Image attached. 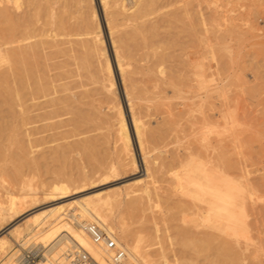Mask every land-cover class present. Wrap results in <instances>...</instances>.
Wrapping results in <instances>:
<instances>
[{
  "label": "bare ground",
  "instance_id": "1",
  "mask_svg": "<svg viewBox=\"0 0 264 264\" xmlns=\"http://www.w3.org/2000/svg\"><path fill=\"white\" fill-rule=\"evenodd\" d=\"M189 1L193 3L189 2V5L186 0V5L190 6L187 8L186 5L177 6V0H0V153L5 152H2L3 148H6L3 139L5 141L7 138L11 145L16 146L17 153L22 154L21 159L17 160L11 153L9 159L12 160L13 157L12 162L20 163L19 167L22 169L28 164L39 167L38 159L32 156L33 147L37 145H33L31 133L20 129L21 124L24 126L32 119L27 116L28 112L35 110L39 111L35 116L45 122V127L56 131L54 137L69 139L83 136L59 146L58 149H62L64 153L67 150L91 151L100 147L106 150L94 165V168H97L96 174L100 173L101 177L118 178L122 171L127 170L131 171L130 176L142 174V177L139 176L131 183L121 185L122 188L119 186L120 189L115 194L99 192L85 197V201L74 197V194L85 189L80 186L72 188L66 181L53 184L49 191H43L42 196L30 194L26 197L11 198L9 205L2 208L7 214H0L3 215L0 220L8 219L7 226L37 206L46 203L50 205L29 212L30 215H26L23 223L12 224L10 231L1 237L0 255L2 260L6 261L5 264H20L21 261L22 254L20 255V249L15 245V241V244L13 243L12 238L21 239L22 244L29 243L31 248L41 245L44 249L41 264H72L71 255L78 246L89 251L101 264H111L109 254L103 247L95 245L84 231V226L92 223L99 224L114 235L119 243H123L130 264H169L167 250L162 242L164 238L157 222L160 218L157 214H164L162 201L174 208L192 209L193 214L201 220L199 223L207 227L204 232L191 228L187 231L193 236L191 245H213L218 239L215 231H221L228 235L229 239L233 236L234 246H230L232 253L238 258L244 255L253 240L250 229L252 226H249L247 220V195L254 192L248 183L237 181L238 179L228 175L230 173H225L222 170L225 168L221 169L223 164L221 165L220 161L217 164L220 160L217 156L219 142H216L213 136L217 132L215 114L218 113L210 115L215 112V97L213 104L210 100L216 87L214 88L213 84V88L206 89L208 93L203 96L200 95L203 91L199 93L196 88L198 91L195 92V88L191 87L195 92L191 94L188 89L192 86L189 83L192 82L186 79L188 76L181 77L187 82L181 85L183 81L173 74L175 68L168 64L172 63L170 57L173 56L168 50L174 46L170 45L173 44L169 38L170 30L177 23L184 24L186 16L189 21L187 31L191 30L187 33L193 36V45H196V50H191L192 54L196 53L193 60L196 68L194 75L198 81L204 77L199 71V53L206 20L202 13L201 0ZM174 5L177 8L170 10ZM189 8L192 10H188ZM100 9L109 32L115 65L124 88V94H121L125 96L126 107L131 115L129 117L135 131L141 162L136 156L132 131L129 128L128 116H125V108L122 107L120 92L116 90V71L108 53ZM179 28L183 30L185 27ZM173 33L179 34L176 31ZM186 34L185 38L188 37ZM193 39L191 38L192 41ZM177 40L173 41L174 44ZM179 40L176 42L178 45L181 42V39ZM183 41V44L187 43V40ZM181 45L174 49L180 51L179 48L184 46ZM187 45L185 44L186 47ZM180 55L182 60H177L185 63L182 52ZM185 57L188 56L185 54ZM185 64L188 66L189 62ZM180 66L179 70H176L177 73L183 69ZM187 70L194 71L188 68ZM186 72L185 69L183 75ZM209 75L210 73L207 77ZM178 79L181 82H178ZM183 88L189 93L188 96L184 94L186 91ZM174 99L180 102L175 103ZM206 99H210L209 107L213 111L210 109V114L204 113L202 118H192L193 111H197L194 107L202 106ZM209 101L204 103L209 104ZM16 105L24 108L23 114L18 116ZM160 106L165 108L162 113L158 111ZM153 109L157 110V114ZM158 113H161L160 116ZM17 116L21 119V124L15 130L12 127V132L8 133L12 129L9 119ZM153 116L159 120L156 127L149 126L152 122H144V117H151L152 120ZM103 128L106 129L105 133L93 135ZM200 132L202 135H199ZM22 134L28 137V145L19 138ZM195 134L199 135V140L196 141L200 143H197L196 147L186 142H191L192 139L189 141L188 138ZM101 135L106 140L103 139V142L99 143ZM111 135H114L113 151L107 147L111 142ZM173 137L176 142L181 143L184 139L182 148L186 143L184 149L190 157L189 159L187 156V163L182 158L181 151L177 153L178 150H175V155L160 159L157 157L152 161L151 154L149 156L151 149L174 144ZM149 143L155 146L152 148ZM192 143H196L195 140ZM149 147L151 149H148ZM222 148L226 150L227 147ZM227 151L229 153L228 149ZM174 162L180 164L177 163L181 166V171L180 168L175 169L177 167ZM170 166L174 167L175 171L168 170ZM156 176L168 177L166 181L174 192H181L191 200L178 198L180 193L173 195L172 192L170 195L171 187L169 195H164L165 192L157 188ZM38 201L39 204L33 207ZM158 202L161 207H158ZM116 204L140 209L144 214L149 211L148 214H152L149 221L154 222V232H146L145 229L136 234L127 232L124 217L116 220L115 216L108 212V209H112ZM30 206L33 208L28 209ZM157 207L161 212H157ZM194 224L196 227L200 226ZM242 238L246 247L241 244ZM166 239L173 247L175 239L171 235ZM179 261L172 264H181Z\"/></svg>",
  "mask_w": 264,
  "mask_h": 264
},
{
  "label": "rangeland",
  "instance_id": "2",
  "mask_svg": "<svg viewBox=\"0 0 264 264\" xmlns=\"http://www.w3.org/2000/svg\"><path fill=\"white\" fill-rule=\"evenodd\" d=\"M97 1V0H96ZM179 5L177 6H185L186 0H177ZM188 4L193 1L187 0ZM190 2V3H189ZM176 3V4H178ZM191 3V4H192ZM201 9L204 16V19L206 20V26L202 29V40L200 43V68L199 71L203 74V79L201 81H198L195 74L196 68L194 65V58H196V53L191 52V50H196V45L194 44L193 36L189 35L187 32H191V30H188V24L189 21L187 17L185 16V22L177 23L172 27V30H170L169 38L171 43V46L173 47L169 48V53L173 56H171V62L168 63L175 68L173 70V74L175 76H179L178 78L181 79V77L188 76L186 78L189 82L191 81L192 86L195 88V92L198 91L201 96L207 95L208 90L211 88H215V92L213 93V96L211 97L212 100L206 99L207 101L213 102L215 97V112L209 113L211 103L209 101L208 103L206 100L203 102V105L200 107H194V110L192 114L193 117H203L204 113L206 114H215L218 113V115L215 114V119L217 118V132L216 135L213 136L214 140L218 143V151L217 156L220 158V164L222 169L225 173L228 174L230 177L234 178L237 181H241L242 183H248L250 185V188H252V191L254 194L247 195L248 199V207H249V214H248V223L249 226H252V242L249 243L248 249L245 250L244 255L240 258H238L234 253L231 251V244H233V236L225 235L221 231H215V235L218 239H216L215 243L213 242V245L210 243L205 246H199V245H191L190 240L192 239V235L187 233V231L191 228L192 230L198 229L200 232H204L207 230V227L205 225H201L199 222L198 217L193 214V210H189L186 208L185 210L180 209L179 207H173L171 205L164 204L163 201L161 202V206H163L164 214H162L160 208L161 207L159 202V206L155 209H157L158 213L157 215L160 216L157 217L158 227L161 229V234L163 235V245L166 247L167 250V256L169 259V264H172L175 261L181 262V264H264V0H201ZM98 7H99V1H98ZM178 7V8H179ZM186 7H190L187 6ZM174 8H177L176 5L170 7V10H174ZM193 8V5H192ZM192 8L188 10H192ZM102 16V17H101ZM100 17L102 19L103 29H104V36L106 37V43L108 47V53L110 55L111 61L113 66L115 67V77H116V90L119 93V96L121 97L122 107L124 109V112L126 113L125 116H128V124L132 135V142L134 145L135 152L137 153L136 156L140 160L139 156V149L137 145V139L135 136V131L133 128V125H131V120L129 116V109L126 107L127 103L125 100V96L123 95L124 88L121 81V77L119 75V72L117 71L116 59H114L115 55L112 51L113 47L110 43V36L109 32L107 31V27L105 24V21L103 20V14L101 15V9H100ZM187 24V27L186 25ZM177 29H173V28ZM179 27H185L183 30H181ZM203 27V26H202ZM208 27V28H207ZM212 27V28H211ZM179 28V29H178ZM210 28V29H209ZM209 29V30H208ZM180 30L182 32H180ZM185 30V31H184ZM106 31V32H105ZM179 34L183 33V37L180 34H176L179 39H181L180 44H176V42L180 41L176 35H174L175 32ZM178 31V32H177ZM205 31V32H204ZM212 31V32H211ZM220 32V33H219ZM187 33V34H186ZM173 34V35H172ZM188 35L191 38L188 39L185 38ZM191 34V33H190ZM204 34V35H203ZM176 36V37H175ZM175 37V38H174ZM187 40V43L185 44L191 45L190 47L187 45L185 46L184 39ZM108 38V39H107ZM172 38V39H171ZM178 39V40H177ZM175 44L173 41H175ZM183 41V42H182ZM188 41H191L188 43ZM187 50H185V47ZM181 45L183 47H180L179 50L178 47ZM218 46V47H217ZM112 47V48H111ZM202 47V48H201ZM205 47V48H204ZM176 48V49H174ZM190 48V49H189ZM193 48V49H192ZM174 49V50H173ZM183 49V52L181 51ZM190 51H189V50ZM216 51V52H215ZM219 51V52H218ZM179 52V54L177 53ZM181 52H182V58L183 62H189V65L187 66L185 63H181ZM190 52V53H189ZM112 53V54H111ZM188 57H185V54ZM191 54V55H190ZM209 54V55H208ZM175 55V57H174ZM193 55V56H192ZM184 56V57H183ZM195 56V57H194ZM172 57L176 59H172ZM177 58L181 59L180 62L177 60ZM185 58V59H184ZM189 60H187V59ZM176 60V61H172ZM186 60V61H184ZM191 60V61H190ZM193 61V62H192ZM192 62V63H191ZM175 63V64H174ZM181 65V66H180ZM179 66L181 68L186 69V74L192 75H186L182 72L180 68V74L176 72V70H179ZM190 66V68H189ZM188 69H194V73L188 72ZM205 69H204V68ZM170 68V69H171ZM207 69V70H206ZM172 70V69H171ZM177 73L175 74L174 73ZM213 71V73H212ZM210 73L209 77L208 74ZM120 77V78H119ZM181 80L183 82H181ZM178 79V82L187 83L185 82V79ZM196 81V82H195ZM195 82V84H193ZM198 82V83H197ZM212 83V84H211ZM183 84V85H184ZM197 84V86H195ZM214 84V85H213ZM187 85V84H186ZM213 85V86H212ZM120 87V88H119ZM183 87V86H182ZM122 88V89H121ZM188 88V86L186 87ZM188 89V92L193 94L194 88L192 91ZM196 88L198 90H196ZM186 93V96H188V92L185 88H183ZM208 89V90H206ZM171 91V89L169 88ZM206 90V93H205ZM123 93V94H121ZM179 100V98H176ZM174 99V101L176 100ZM125 100V101H124ZM175 101V103L180 101ZM182 100V99H181ZM213 104V103H212ZM210 106V107H209ZM15 107V106H14ZM181 110L183 108L181 106ZM164 107L160 106L158 107V111H164ZM217 108V110H216ZM16 112L19 115L24 113V108L20 105H16L15 107ZM163 109V110H160ZM207 109V110H206ZM26 110V109H25ZM154 110V109H153ZM211 111H213L211 109ZM217 111V112H216ZM220 111V112H219ZM39 111H29L27 116L32 117V119L28 120V123L26 125H22L21 119L12 118L9 119V124L11 125V128L13 127L14 130L19 127L21 124V130L26 129L28 133H31V139L33 140V145H37L33 147L32 156L36 157L39 161V167H34V165H27L24 166L23 169L19 166L17 162H12V160L9 159L10 155H14V159L20 160L22 157V154L18 152V149H16V146L11 145V143L5 138V141L3 139V143L6 146V148H3L4 150L0 153V214L6 215L4 211H2V208L4 206L9 205V202L11 198L13 197H26V195H43V191H49L50 187L54 184L57 185L59 183H62L63 181L68 182L72 188H76L77 186H80L82 189L81 192H78L77 194H74V197L79 199L80 201H85V197L89 195H93L95 193H111L115 194L118 189H120L121 185H125V183H131L135 179L139 178L140 174L130 176L131 171H122L118 178L116 177H106V176H100V173H97V168H94V165L97 162V159L100 158L104 153L103 151H106L102 147L97 148L95 150L87 151V150H67L65 153L62 151V149L59 146L62 144H66L69 141H74L78 138L82 137H76V138H69V139H58L54 136L56 131L50 130L45 127V122L41 121L39 118H37L35 115ZM153 112V111H152ZM154 112L157 114V110H154ZM6 113V112H5ZM162 113V112H161ZM161 113H158L159 116ZM220 113V114H219ZM7 114V113H6ZM195 114V115H194ZM194 115V116H193ZM201 117V118H202ZM221 117V118H220ZM151 118V117H150ZM149 117H144V122H147L150 127H156L157 117L153 116L152 120ZM150 119V120H149ZM219 119V120H218ZM155 120V121H154ZM200 120V118L198 119ZM203 121V119H201ZM200 121V123H201ZM220 126H219V125ZM227 124V126H226ZM226 126V127H225ZM223 127V128H222ZM228 127V128H227ZM9 131L8 133H11ZM220 131H219V129ZM226 130V131H225ZM106 129L98 130L97 132H94L93 135L96 134H102L105 133ZM199 135H202L201 132ZM199 135H196V138L194 139V135L191 136V138L188 140L192 141L187 142V144H193V146H198L199 140L197 137ZM98 136V135H97ZM201 137V136H200ZM19 138L28 145V137H25L22 135L19 136ZM103 135L99 138V143L103 142ZM176 138H172V142H174ZM182 139V138H181ZM186 140V139H185ZM193 140H195L196 143H192ZM219 140V141H218ZM7 141V142H6ZM109 147L114 150V135L110 136ZM9 142V143H8ZM185 142L184 139L182 140V143ZM180 142H174V144H170L165 146H162V148L153 150L154 146L149 143L148 149H151V153H149L150 158H166V156H172L175 155L176 151L177 153L180 152L182 155V158H184L185 163H187L188 158L190 157L187 155L186 150L184 147L182 148L183 144ZM198 143V144H197ZM229 143V144H228ZM180 144V145H179ZM221 144V145H219ZM224 144V145H222ZM106 146V145H105ZM222 146L227 147L223 149ZM221 147V149H220ZM199 148V147H198ZM181 149V150H180ZM229 150V153L227 151ZM2 150V149H1ZM138 150V151H137ZM176 150V151H175ZM185 150V151H184ZM150 151V150H148ZM1 152V151H0ZM12 153V154H11ZM228 154V155H227ZM101 155V156H100ZM188 156V158H187ZM204 156V155H203ZM150 159V160H151ZM187 160V161H186ZM14 161V160H13ZM18 165H16V164ZM177 168L176 170L181 171V166L178 162H174ZM173 163V164H174ZM177 163L179 165H177ZM173 164L171 166H173ZM18 166V167H17ZM170 166V167H171ZM220 165H218L219 167ZM174 170V167L168 168ZM227 169V171H226ZM18 170V171H17ZM66 174V175H65ZM142 177V176H140ZM157 178V188L160 189L161 192H165L164 195H169L170 187L168 182L166 181V177L156 176ZM159 177V178H158ZM117 179V180H115ZM248 180V181H247ZM254 184V185H253ZM120 186V187H119ZM256 187V188H255ZM122 188V187H121ZM168 189V191H167ZM171 193L173 192V195H176V193H180L178 196H175V198H184L188 200V196L184 195L181 192H177L172 189L171 187ZM75 191V189H74ZM167 193V194H166ZM175 193V194H174ZM249 197V198H248ZM189 200L191 198L189 197ZM188 200V201H189ZM39 204V201L34 203L32 205L33 207H36ZM157 205V203H155ZM50 205V203L43 204L41 206H37L36 208L29 211L32 213V211H36L37 209H44ZM32 206L28 207V209L33 208ZM36 209V210H35ZM8 212V211H7ZM20 216L17 220L12 223L13 225H20L25 221V218L28 216V213ZM108 212L110 214H113L115 216V219L118 220L119 218H123L126 222L125 230L131 234H136L140 230L145 229L146 232L153 233L154 231V222L149 221V219H152V214L149 211L147 214H144L143 211L133 207L130 208V206H125L124 204L119 205L116 204L112 209H108ZM29 213V215H30ZM3 215H0L3 217ZM27 215V216H26ZM146 217H144V216ZM149 215V216H148ZM24 216V217H23ZM5 219V220H4ZM0 220V239L1 237H4L8 231H10V227L7 218H4ZM22 219V220H21ZM3 220V221H2ZM68 220V219H67ZM197 220V221H196ZM193 221V222H191ZM153 224H152V223ZM200 224V226L196 227V224ZM193 224V225H191ZM5 227V228H4ZM196 227V228H195ZM3 229V230H2ZM5 229V230H4ZM222 235H221V234ZM2 235V236H1ZM120 237L121 232L119 233ZM168 235H171L175 239L174 246L172 247L169 245V241H167ZM220 235V236H219ZM166 237V238H165ZM203 238L205 236L203 235ZM222 238V239H221ZM225 238V239H223ZM166 239V240H165ZM13 243L15 242L20 249V255L24 253L25 250L30 249V244H22V240L17 238H12ZM123 240V238H122ZM221 240V242H220ZM228 240V242H227ZM242 246L244 244V247H246L244 239H241ZM15 241V242H14ZM18 241V242H17ZM21 241V242H20ZM226 242V243H225ZM230 242V243H229ZM232 242V243H231ZM21 243V244H20ZM21 246H20V245ZM221 244V248H220ZM228 244V245H227ZM217 245V247H216ZM225 246V247H224ZM234 246V244H233ZM207 247V248H206ZM213 247V248H212ZM243 247V249H244ZM263 247V248H262ZM24 248V249H23ZM225 248V249H223ZM33 249H36L40 254V259L42 261L44 249L41 247V245L35 246ZM157 249V248H156ZM154 249V251L156 250ZM218 249V250H217ZM250 250V251H249ZM230 251V252H229ZM254 251V252H253ZM247 254V255H246ZM233 255V256H232ZM262 257V258H260ZM190 260L189 262L186 260ZM247 259V260H246ZM263 259V260H262ZM193 262H192V261ZM196 260V262H194ZM234 260V262H233ZM242 260V261H241ZM5 260H2V256L0 255V264H5ZM188 262V263H187Z\"/></svg>",
  "mask_w": 264,
  "mask_h": 264
},
{
  "label": "built area",
  "instance_id": "3",
  "mask_svg": "<svg viewBox=\"0 0 264 264\" xmlns=\"http://www.w3.org/2000/svg\"><path fill=\"white\" fill-rule=\"evenodd\" d=\"M84 231L95 245L103 247L109 254L111 264H130L123 243H119L115 236L106 229L99 224L92 223L84 226ZM71 258L72 264H101L89 251L81 246L74 249ZM20 264H41L39 252L33 248L25 250L21 256Z\"/></svg>",
  "mask_w": 264,
  "mask_h": 264
}]
</instances>
